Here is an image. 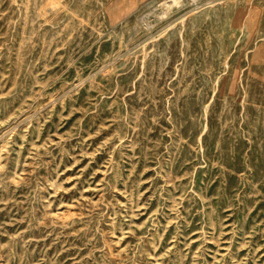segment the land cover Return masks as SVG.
Here are the masks:
<instances>
[{
    "label": "rangeland",
    "instance_id": "374dc122",
    "mask_svg": "<svg viewBox=\"0 0 264 264\" xmlns=\"http://www.w3.org/2000/svg\"><path fill=\"white\" fill-rule=\"evenodd\" d=\"M0 264H264V0H0Z\"/></svg>",
    "mask_w": 264,
    "mask_h": 264
},
{
    "label": "bare ground",
    "instance_id": "6f19581e",
    "mask_svg": "<svg viewBox=\"0 0 264 264\" xmlns=\"http://www.w3.org/2000/svg\"><path fill=\"white\" fill-rule=\"evenodd\" d=\"M174 5H178L182 0H172ZM168 6H171L167 3Z\"/></svg>",
    "mask_w": 264,
    "mask_h": 264
}]
</instances>
